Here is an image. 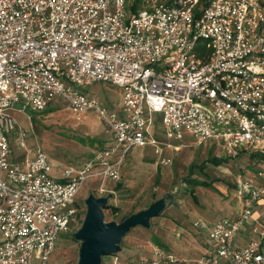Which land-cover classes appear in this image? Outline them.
<instances>
[{
    "label": "built area",
    "instance_id": "2783aa9c",
    "mask_svg": "<svg viewBox=\"0 0 264 264\" xmlns=\"http://www.w3.org/2000/svg\"><path fill=\"white\" fill-rule=\"evenodd\" d=\"M97 82L124 89L121 113L79 90ZM60 100L79 115L97 112L120 156L100 148L60 179L41 149L16 159L18 122L8 111ZM156 114L170 139L186 132L229 157L264 154V0H0V264H49L60 233L81 225L76 198L86 181L120 182L135 146H154L172 165L150 134ZM239 183L240 215L194 224L213 244L197 264H264V221L254 215L264 189L247 177ZM185 263L159 246L136 264Z\"/></svg>",
    "mask_w": 264,
    "mask_h": 264
},
{
    "label": "rangeland",
    "instance_id": "374dc122",
    "mask_svg": "<svg viewBox=\"0 0 264 264\" xmlns=\"http://www.w3.org/2000/svg\"><path fill=\"white\" fill-rule=\"evenodd\" d=\"M79 90L95 97L109 111L122 112L124 89L120 86L97 82ZM8 113L18 122L17 131L10 135L14 157L19 159L28 150L41 149L49 157L53 168L50 175L53 178L60 179L69 167L90 163L100 148L116 147L114 158H118L122 152L121 146L111 141L107 125L95 111L79 115L60 100L43 111H34L30 107L24 109L22 104H18ZM22 132L26 134V150L21 149L18 143ZM150 134L165 146L163 156L171 158L172 165L160 163L154 146H135L126 156L120 182L107 180L103 185L102 177L97 176L86 181L76 198L82 208L79 216L81 225L87 210L84 202L91 193L99 197L113 195L111 206L105 210L106 220L118 223L148 208L160 196L172 194L173 205L164 215L154 219L152 229L133 230L125 239L123 252L106 257L104 264H136L153 257L154 250L159 246L185 260V264H197L213 244L209 231L195 228L194 224L201 220L212 225L218 220L240 215L244 205L239 180L241 177L250 178L264 189V162L253 159L251 156L254 152L250 151L236 158L229 157L215 141L197 145L186 132L184 140L170 139L161 114H156ZM11 159H14L13 156ZM214 159L223 162L218 166L212 161ZM112 207L119 208V213L114 214ZM254 215L256 219L264 221V201L256 205ZM76 231L60 233L49 264H77L80 243L74 239ZM5 240L0 231V243ZM35 255L38 258L41 253L36 251ZM37 262L35 260L34 264Z\"/></svg>",
    "mask_w": 264,
    "mask_h": 264
},
{
    "label": "water",
    "instance_id": "95a60500",
    "mask_svg": "<svg viewBox=\"0 0 264 264\" xmlns=\"http://www.w3.org/2000/svg\"><path fill=\"white\" fill-rule=\"evenodd\" d=\"M113 195L99 197L89 194L84 205L86 215L74 235L80 243L77 264H104L106 257L117 256L124 250L126 237L135 229L150 231L153 221L161 217L173 205L174 196L164 194L148 208L140 210L121 223L106 220L105 210L111 206Z\"/></svg>",
    "mask_w": 264,
    "mask_h": 264
},
{
    "label": "trees",
    "instance_id": "16d2710c",
    "mask_svg": "<svg viewBox=\"0 0 264 264\" xmlns=\"http://www.w3.org/2000/svg\"><path fill=\"white\" fill-rule=\"evenodd\" d=\"M253 159H256V160H258V161H261V162H264V154H262V153H253L252 154V156H251ZM216 165H221V163L223 162V160H219V159H214V160H212ZM195 184H197V185H203L204 183H199V182H194ZM112 209V212L114 213V214H117V213H119V208H117V207H112L111 208ZM126 219V218H125ZM125 219H123V221L125 220Z\"/></svg>",
    "mask_w": 264,
    "mask_h": 264
},
{
    "label": "crops",
    "instance_id": "0c3cea01",
    "mask_svg": "<svg viewBox=\"0 0 264 264\" xmlns=\"http://www.w3.org/2000/svg\"><path fill=\"white\" fill-rule=\"evenodd\" d=\"M163 247V246H162ZM164 248V247H163Z\"/></svg>",
    "mask_w": 264,
    "mask_h": 264
}]
</instances>
